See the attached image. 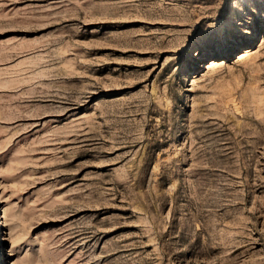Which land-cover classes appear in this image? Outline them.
I'll list each match as a JSON object with an SVG mask.
<instances>
[{
    "label": "rangeland",
    "instance_id": "374dc122",
    "mask_svg": "<svg viewBox=\"0 0 264 264\" xmlns=\"http://www.w3.org/2000/svg\"><path fill=\"white\" fill-rule=\"evenodd\" d=\"M0 198V264H264V0H0Z\"/></svg>",
    "mask_w": 264,
    "mask_h": 264
},
{
    "label": "bare ground",
    "instance_id": "6f19581e",
    "mask_svg": "<svg viewBox=\"0 0 264 264\" xmlns=\"http://www.w3.org/2000/svg\"><path fill=\"white\" fill-rule=\"evenodd\" d=\"M1 199V198H0ZM0 202H2L1 200H0ZM2 204V203H1ZM2 207V206H1ZM4 210V209H3ZM0 219H4L3 220V226H8V223H7V221H8V219H7V216H6V214L4 213L1 217H0ZM6 231L7 230H4L3 231V234H5L6 233ZM5 238V237H4Z\"/></svg>",
    "mask_w": 264,
    "mask_h": 264
}]
</instances>
